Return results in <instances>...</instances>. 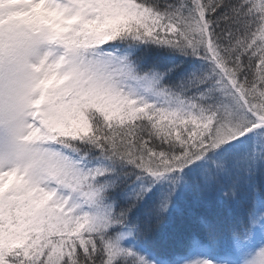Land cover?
<instances>
[{
  "label": "snow or ice",
  "instance_id": "6c2138e0",
  "mask_svg": "<svg viewBox=\"0 0 264 264\" xmlns=\"http://www.w3.org/2000/svg\"><path fill=\"white\" fill-rule=\"evenodd\" d=\"M5 4L0 264H264V0Z\"/></svg>",
  "mask_w": 264,
  "mask_h": 264
},
{
  "label": "clouds",
  "instance_id": "9594fccd",
  "mask_svg": "<svg viewBox=\"0 0 264 264\" xmlns=\"http://www.w3.org/2000/svg\"><path fill=\"white\" fill-rule=\"evenodd\" d=\"M10 11L12 7L7 4L0 8V12H3L5 16ZM25 32V26L15 22L0 29V45L3 46L5 55L4 67L15 73L21 85L27 82L26 69L36 62L35 55L26 46Z\"/></svg>",
  "mask_w": 264,
  "mask_h": 264
},
{
  "label": "trees",
  "instance_id": "16d2710c",
  "mask_svg": "<svg viewBox=\"0 0 264 264\" xmlns=\"http://www.w3.org/2000/svg\"><path fill=\"white\" fill-rule=\"evenodd\" d=\"M198 211L201 213V214H208L209 213V209H205V208H200L198 209ZM170 230L169 229H165L164 232L161 234L160 237L157 238V242L158 243H163L164 239H165V236L166 234L169 232ZM168 243H173V241L169 240Z\"/></svg>",
  "mask_w": 264,
  "mask_h": 264
}]
</instances>
